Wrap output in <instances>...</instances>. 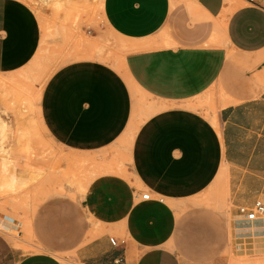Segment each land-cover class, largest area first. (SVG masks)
<instances>
[{
  "label": "crops",
  "instance_id": "crops-1",
  "mask_svg": "<svg viewBox=\"0 0 264 264\" xmlns=\"http://www.w3.org/2000/svg\"><path fill=\"white\" fill-rule=\"evenodd\" d=\"M102 12L112 58L60 65L39 101L44 129L89 179L80 227L95 236L79 263L187 264L168 246L192 228L197 243H215L213 216L180 210L213 193L231 216L235 257L256 264L264 215L239 210L264 203V0H103ZM41 42L33 8L0 0V84L23 83ZM6 116L0 102L1 145ZM13 222L0 211V226ZM0 264L64 263L23 255L0 230Z\"/></svg>",
  "mask_w": 264,
  "mask_h": 264
},
{
  "label": "rangeland",
  "instance_id": "rangeland-1",
  "mask_svg": "<svg viewBox=\"0 0 264 264\" xmlns=\"http://www.w3.org/2000/svg\"><path fill=\"white\" fill-rule=\"evenodd\" d=\"M23 1L37 14L42 42L22 74L23 83L0 84V102L7 114V137L0 144V211L14 220L11 230H0L23 255L46 252L64 264H80L77 249L95 236L93 229L80 227L89 220L80 204L89 179L78 176L76 155L65 154L44 129L40 94L54 69L74 58L110 59L118 42L107 32L103 0ZM11 176L17 182L8 188ZM217 200L220 196L207 193L180 210L189 218L197 211L212 214L215 243H197L192 228L183 232L179 244L168 247L187 264H248L250 258L243 261L233 253L231 216ZM257 263L264 264V255Z\"/></svg>",
  "mask_w": 264,
  "mask_h": 264
},
{
  "label": "built area",
  "instance_id": "built-area-1",
  "mask_svg": "<svg viewBox=\"0 0 264 264\" xmlns=\"http://www.w3.org/2000/svg\"><path fill=\"white\" fill-rule=\"evenodd\" d=\"M141 197L144 200H148L150 199V193H143ZM239 211L240 214L243 215L246 220L255 221L264 215V203L262 201H256L252 208L247 209L242 207ZM111 242L115 244L114 239H111Z\"/></svg>",
  "mask_w": 264,
  "mask_h": 264
},
{
  "label": "bare ground",
  "instance_id": "bare-ground-1",
  "mask_svg": "<svg viewBox=\"0 0 264 264\" xmlns=\"http://www.w3.org/2000/svg\"><path fill=\"white\" fill-rule=\"evenodd\" d=\"M251 262V261H250ZM256 264H258V263H256Z\"/></svg>",
  "mask_w": 264,
  "mask_h": 264
}]
</instances>
